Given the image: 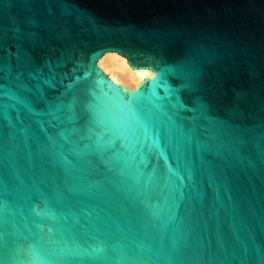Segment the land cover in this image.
Listing matches in <instances>:
<instances>
[{"label": "water", "instance_id": "95a60500", "mask_svg": "<svg viewBox=\"0 0 264 264\" xmlns=\"http://www.w3.org/2000/svg\"><path fill=\"white\" fill-rule=\"evenodd\" d=\"M0 264H264V0H0Z\"/></svg>", "mask_w": 264, "mask_h": 264}, {"label": "bare ground", "instance_id": "6f19581e", "mask_svg": "<svg viewBox=\"0 0 264 264\" xmlns=\"http://www.w3.org/2000/svg\"><path fill=\"white\" fill-rule=\"evenodd\" d=\"M126 66V60L117 55H107L100 61V67L110 78L127 89H135L145 78L153 77V73L135 72Z\"/></svg>", "mask_w": 264, "mask_h": 264}]
</instances>
